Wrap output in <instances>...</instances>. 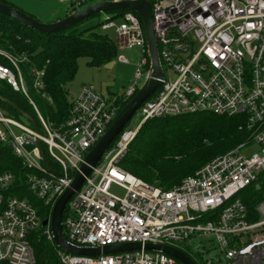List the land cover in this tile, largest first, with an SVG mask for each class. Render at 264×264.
Returning a JSON list of instances; mask_svg holds the SVG:
<instances>
[{"label": "built area", "instance_id": "2783aa9c", "mask_svg": "<svg viewBox=\"0 0 264 264\" xmlns=\"http://www.w3.org/2000/svg\"><path fill=\"white\" fill-rule=\"evenodd\" d=\"M149 2L163 85L138 110V125L134 129L126 126L70 200L64 213V234L77 247L141 243L184 252L182 245L191 246L195 238L205 237L214 244L211 249L203 247L195 257L185 252L196 264H264V200L251 209L242 198L249 187L258 185L264 172V0ZM102 30L116 33L118 47L141 49L134 78L121 96L106 97L94 86L84 85L73 100L68 120L61 124L44 118L29 98L20 68L26 57L0 50L10 63L0 64V81L28 97L41 126L37 133L0 107V141L9 144L31 170L27 178L30 193L52 209L123 104L150 77L147 40L138 14L107 17ZM117 59L129 63L123 55ZM44 74L33 70L36 88L43 87ZM196 113L242 116L252 139L216 157L169 191L119 166L146 121ZM37 140L53 161L52 170L43 163ZM13 182L11 173L0 174V264H36L32 239L44 228L54 244L52 230L50 225L43 226L44 219L30 200L12 192ZM113 185L125 191L123 198L111 193ZM57 256L61 264H182L170 255L145 249L84 257L57 247Z\"/></svg>", "mask_w": 264, "mask_h": 264}, {"label": "trees", "instance_id": "16d2710c", "mask_svg": "<svg viewBox=\"0 0 264 264\" xmlns=\"http://www.w3.org/2000/svg\"><path fill=\"white\" fill-rule=\"evenodd\" d=\"M0 2L16 8L7 0ZM89 2L93 1L73 0L65 17ZM127 12L132 11L112 12L108 17L112 20ZM60 19L62 18L57 20ZM105 23L106 20L82 30L77 29L76 25L57 34H45L0 14V50L17 58L26 57L20 68L29 98L47 120L55 124L68 120L73 101L68 100L67 85L78 71L80 58H87L90 67L102 68L115 62L120 55L116 42L101 30ZM0 64L9 66L10 63L0 54ZM33 70L45 72L42 88L35 87ZM0 96L30 115L38 128H41L33 105L22 92L15 91L7 82L0 81ZM126 104H123L122 109ZM0 107L8 117L31 126L8 104L0 101ZM251 139L252 132L247 129L246 120L242 116L196 113L151 119L142 125L119 166L143 182L169 191L216 157ZM43 149L48 163L54 167L45 146ZM4 173L14 176L12 192L30 200L44 221L50 220L52 207L37 200L28 189L27 178L31 170L24 166L9 144L0 141V174ZM257 183L242 195L251 209L264 200V172L260 174ZM43 232L44 228L36 232L32 239L36 264H61L56 245Z\"/></svg>", "mask_w": 264, "mask_h": 264}, {"label": "water", "instance_id": "95a60500", "mask_svg": "<svg viewBox=\"0 0 264 264\" xmlns=\"http://www.w3.org/2000/svg\"><path fill=\"white\" fill-rule=\"evenodd\" d=\"M117 11H132L138 14V16L141 18L145 30L148 54L151 63L150 77L136 94V96L133 97L121 110L106 134L89 152L84 162L81 164L79 170L74 175H72L73 182L71 187L58 199L52 209L50 221H43V226L45 227L50 225L54 244L58 248L76 256L98 257L101 255L120 254L124 252L141 251L142 249H145L151 252H162L170 255L179 260L182 264H196L194 260L184 251L170 246L126 243L102 248L77 247L72 245L67 240L63 230L64 213L70 200L74 197L76 192L81 190L85 183L86 177H89L93 169L102 162L105 154L109 151L117 138L124 131L128 123L137 114L140 107L157 91L159 87L163 85L164 72L159 58L158 44L154 31L153 8L149 0L98 1L91 5L82 7L70 15L52 23H42L31 15L0 2V14L13 18L22 25L45 34H57L84 22L88 18L102 13H112ZM114 64L115 62H112L106 65V67L111 68ZM0 101L17 110L28 121L33 129L39 133L38 125L30 115L20 110L14 103L6 98L0 96ZM37 145L39 146L40 152L42 154L43 163L48 169L52 170L44 154L42 142L37 140Z\"/></svg>", "mask_w": 264, "mask_h": 264}, {"label": "rangeland", "instance_id": "374dc122", "mask_svg": "<svg viewBox=\"0 0 264 264\" xmlns=\"http://www.w3.org/2000/svg\"><path fill=\"white\" fill-rule=\"evenodd\" d=\"M7 1L13 4L17 9L22 10L24 13L35 17L42 23H52L58 21L57 19L59 18H64L71 4L70 2H61L60 0ZM96 2L98 1L89 2L86 6ZM108 15L109 13H102L88 18L84 22L78 24L76 28L82 30L97 25L107 20ZM102 32L113 41L117 40L116 33L113 30H102ZM119 54L123 55L129 61V63H122L119 61V59H116L115 64L111 68H107L106 66L102 68H94L88 65L87 58H80L78 61V71L74 79L67 85V89L69 91L68 100L71 102L75 100L84 85L94 86L98 92L106 97H109L110 94H112V96L123 95L125 90L131 84L134 78L135 70L141 61V49L138 47L132 49H129L127 47H119ZM170 78H174V75H172ZM139 122L140 116L136 114L128 123L127 128L134 129ZM23 123L26 124L25 122ZM13 129L17 135L22 134L21 131L15 128ZM255 151V148L251 150V152ZM110 191L112 194L120 198H123L125 196V191L116 185H113ZM213 245L214 244H212L208 238L201 237L199 239L195 238L192 241L191 246L186 244L184 246L182 245L181 247L188 255L195 257L197 251L202 250L203 247H205L206 249H211Z\"/></svg>", "mask_w": 264, "mask_h": 264}, {"label": "crops", "instance_id": "0c3cea01", "mask_svg": "<svg viewBox=\"0 0 264 264\" xmlns=\"http://www.w3.org/2000/svg\"><path fill=\"white\" fill-rule=\"evenodd\" d=\"M50 22V21H49ZM48 23V22H47ZM116 42V44H117V40L115 41ZM109 96H112V94H110Z\"/></svg>", "mask_w": 264, "mask_h": 264}]
</instances>
